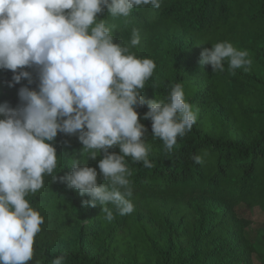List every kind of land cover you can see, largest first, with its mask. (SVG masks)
<instances>
[{"label": "trees", "instance_id": "trees-1", "mask_svg": "<svg viewBox=\"0 0 264 264\" xmlns=\"http://www.w3.org/2000/svg\"><path fill=\"white\" fill-rule=\"evenodd\" d=\"M98 18L112 29L114 42L156 63L141 92L144 100H166L179 83L197 121L169 153L152 136V121L143 119L147 104L136 109L154 166L126 157L134 212L114 213L111 222L101 206L84 203L87 194L59 180L79 162L95 167L103 183L98 168L103 154L88 159L78 134L58 133L51 142L56 179L46 176L44 187L26 197L44 217L27 264H52L61 255L64 264H254V255L262 254L245 236L251 221L237 208L264 210V0H162L158 9L141 6L128 17L105 9ZM134 29L140 42L133 47ZM218 42L247 50L250 70H232L226 61L223 72L202 67L201 51ZM25 70L33 73V83H21L37 88L35 71ZM109 151L119 154L118 147ZM60 241L70 249L53 250Z\"/></svg>", "mask_w": 264, "mask_h": 264}, {"label": "clouds", "instance_id": "clouds-1", "mask_svg": "<svg viewBox=\"0 0 264 264\" xmlns=\"http://www.w3.org/2000/svg\"><path fill=\"white\" fill-rule=\"evenodd\" d=\"M162 0H0V70H10L8 86L26 79L35 89L21 87V106L0 103V264H27L33 260L34 240L44 217L26 197L45 185V177L57 168V152L51 143L58 133L78 134L88 159L103 154L97 169L79 162L59 177L69 189L90 199L84 203L101 206L111 222L134 212L131 170L126 157L153 167L148 159L147 128L137 108L147 104L143 119L152 121V136L172 152L177 139L191 131L197 112L176 83L166 100L145 101L141 92L157 65L137 58L127 47L114 42L112 29L98 14L128 17L134 8L161 7ZM133 30L131 45L139 44ZM200 65L213 72L230 69L249 71L247 50L229 42H218L200 53ZM118 147L119 154L109 149ZM99 155V156H100ZM195 163H202L193 155ZM107 182V183H105ZM112 205L109 208L107 205ZM63 255L52 264H64Z\"/></svg>", "mask_w": 264, "mask_h": 264}, {"label": "rangeland", "instance_id": "rangeland-1", "mask_svg": "<svg viewBox=\"0 0 264 264\" xmlns=\"http://www.w3.org/2000/svg\"><path fill=\"white\" fill-rule=\"evenodd\" d=\"M12 78L8 70H0V103L8 102L10 106H17L19 103L18 91L24 85L20 82L9 87ZM18 107V106H17ZM239 215L251 221L250 226L245 230V236L257 246L262 256L256 254L253 257L254 264H264V210L259 207L250 208L246 204H240L237 208ZM70 243L60 241L52 249L66 251L70 249Z\"/></svg>", "mask_w": 264, "mask_h": 264}]
</instances>
